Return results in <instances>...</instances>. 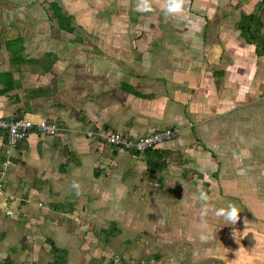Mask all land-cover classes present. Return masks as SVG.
Instances as JSON below:
<instances>
[{"label":"crops","instance_id":"obj_1","mask_svg":"<svg viewBox=\"0 0 264 264\" xmlns=\"http://www.w3.org/2000/svg\"><path fill=\"white\" fill-rule=\"evenodd\" d=\"M100 2L0 0V119L62 129L54 136L31 131L12 155L0 129V215L11 218H0V264H114L115 248L125 263L138 264L131 259L146 255L151 242L175 247L193 240L192 230L206 224L190 220L184 206L175 212L184 194L172 171L188 162L198 168L196 178L216 184L214 193L225 185L216 206H238L235 227L264 217V0H181L180 11L167 15L166 0H150L161 11L151 24L164 23L151 33L129 32V17L114 12L110 30L85 34L98 40L97 49L80 47L77 24H106L94 11ZM111 2L133 8L132 23L143 22L140 0ZM51 3L69 18L64 26ZM252 16L262 26L257 43L240 29ZM165 129L176 136L153 151L175 163L159 171L99 137L107 131L135 139ZM250 230L263 240L250 245L249 264H264V221ZM202 234L190 263L217 257L222 239L211 247Z\"/></svg>","mask_w":264,"mask_h":264},{"label":"rangeland","instance_id":"obj_2","mask_svg":"<svg viewBox=\"0 0 264 264\" xmlns=\"http://www.w3.org/2000/svg\"><path fill=\"white\" fill-rule=\"evenodd\" d=\"M85 1H87V4H84L86 7L91 6L92 4L94 5L99 3V0L98 1L91 0L90 3L88 2V0ZM100 4H102V7L94 8V11L96 12L98 11L100 12V14L102 13L103 19L106 21V24L94 23L93 26H91L92 25L91 23L80 22V24L83 27H85V29L81 28L80 25L77 24V34L80 33L79 35H83V37L77 36L78 37L77 40L79 41L78 45L80 47L83 46L86 48L97 49L95 45L99 43L98 40L94 38V36L85 35V34H88L90 32L92 34H95V36H100L104 34L105 32L104 30L107 29L110 30L111 28H109V26L114 25L112 24L113 23L112 17H114V12L116 14L129 17V21L126 23V25L130 27L129 32H133V33L135 32L138 34L140 33L149 34L152 32L151 27L154 28V24L156 27H159L163 23L162 22V23L151 24V20L155 17L154 15L161 14L159 8L156 7L151 6L150 11H141L138 8L140 11L139 13L140 18L143 16L144 23L138 22V24H134L132 23V19H131L133 13H135L133 8L131 7L113 8L111 0H106V1L101 0ZM66 8L69 11V13H74V10H71V7L66 6ZM18 10L21 13H24L26 11V9H18ZM81 10L84 11V9H77V16H80L81 14L84 13L82 12L80 14ZM86 10L88 11L89 9ZM32 11H34L33 8ZM32 11H31V15H33ZM49 14L52 15L51 8H49ZM161 17L163 16L161 15ZM160 19L163 20L164 18H160ZM116 27L119 26L117 25L115 26V28ZM112 28H114V26ZM125 29L127 30V26H125ZM53 33L56 36L57 30H54ZM111 34L114 35V32H112ZM166 84L168 85L169 83L166 82ZM235 128L237 129V125H235ZM141 156L144 157L143 155ZM164 160L168 164L170 163V165L175 163L173 159L171 161H168L167 157ZM185 165L179 164L176 171L172 170L177 174V176L173 180L174 182H176L177 185L176 189L180 191L182 194H184L183 199L180 197L177 198L176 201L177 209L175 208V212L180 214V209L184 206L191 213L190 220H192L193 217L197 218L198 221H201L203 219L204 220L203 222L206 225L197 227V229L192 230V235L194 239L193 240L192 238L188 240L184 239L185 241L183 242L184 243L183 245H177L175 247H170V246L164 247V245H158L151 242L152 247H150L149 250L146 249L147 250L146 255H143V257L139 259H131V261L134 260L139 261L138 264H196L189 262V260H192V255H193V251L191 250V248L194 246V243L197 240L202 241V236L204 235L202 234V232L206 230V236H208L207 238L210 240L209 243L211 247L215 245V240L217 238H221L222 241L219 243L220 245L213 252L214 254H216L217 256L216 258L215 257L211 258L212 257V253H211L208 259L198 264H225L226 260H230L231 264H249L250 258L252 257L253 259V255H254V253H250L251 250L250 245L253 244L254 242L263 240V237L261 236V232L256 233L255 231L250 230V227L251 225L256 224L258 222H259V226H261L263 224L264 217L254 218L253 216H249V218L252 219L251 222H249L250 223L249 226L242 229L237 228L234 225H225L223 218L217 217L215 215V209L219 208L216 205L221 201V199H223L225 193L228 192L225 189V185L219 183L217 192L214 193L213 189L216 187L215 183L213 182L207 183V180H205V182H202L200 179L196 178L195 176L197 175L195 169L198 168L196 166L194 168L193 165L192 166L189 165V162ZM227 176H228L226 178L227 180L231 182H235L236 177L234 174H229ZM212 179H214L215 181L219 180V174L214 178L212 177ZM212 184H213V188H212ZM244 184L246 183L244 182ZM190 188L192 189L191 192H190ZM209 188L211 190H209ZM201 192H206L208 194L209 196L208 201L205 202L200 199ZM163 195L168 197L173 196V194L171 195L163 194ZM205 205H207V212H204ZM208 205H211V207ZM198 209L200 212L202 210V214L200 212L197 213ZM209 209H211V211H208ZM173 217L174 216H172L171 219H173ZM0 218L3 222L11 221V218L6 216L4 213H1ZM175 218L176 219L180 218V215H176ZM182 218L183 221H185V219L188 218V216L184 215L182 216ZM212 223H214V225H211ZM168 224L169 226H171V220L168 222ZM242 231H246V232H242ZM143 243L149 244L150 242L147 239ZM123 253L120 252L119 249L115 248L114 257L120 256L125 261ZM239 256H240V260H238L237 263L236 259L237 257L239 258Z\"/></svg>","mask_w":264,"mask_h":264},{"label":"built area","instance_id":"obj_3","mask_svg":"<svg viewBox=\"0 0 264 264\" xmlns=\"http://www.w3.org/2000/svg\"><path fill=\"white\" fill-rule=\"evenodd\" d=\"M0 129L7 132V153L12 155V151L21 143L31 131L36 129L42 135L54 136L58 134L62 129L59 125L51 123L48 121H40L39 123H34L32 120L27 118H14V119H0ZM177 134V130L165 129L154 134H149L146 136L138 137L135 139L129 138L122 133H114L102 131L99 134L101 141L107 145L118 146L126 150L133 152L144 153L150 148L157 147L162 143L173 139ZM94 132H90L89 136L93 137ZM11 164V162L5 163ZM1 186V183H0ZM12 213V211H10ZM114 264H127L120 257L116 256L113 259Z\"/></svg>","mask_w":264,"mask_h":264},{"label":"trees","instance_id":"obj_4","mask_svg":"<svg viewBox=\"0 0 264 264\" xmlns=\"http://www.w3.org/2000/svg\"><path fill=\"white\" fill-rule=\"evenodd\" d=\"M51 4L53 5V8L56 9V13L58 15L59 21L61 22V26H64V22L67 21V19L69 18L65 17V15L61 13V9L59 8L57 4H53V3ZM254 18L255 17L252 16L251 19H248V18L245 19L241 23L240 29L243 34L242 36L245 39L253 43H257L262 40V28H261L262 26L260 25L258 26V24L255 25L254 23L258 22V20L254 21L253 20ZM69 25H70V22H69ZM134 153H136L137 155H143L146 158L149 164V167L154 171H159L165 168L166 163L164 159L170 156L168 153H165V151H153V148H150L144 153H140V152H134Z\"/></svg>","mask_w":264,"mask_h":264},{"label":"clouds","instance_id":"obj_5","mask_svg":"<svg viewBox=\"0 0 264 264\" xmlns=\"http://www.w3.org/2000/svg\"><path fill=\"white\" fill-rule=\"evenodd\" d=\"M137 7L141 11H150L151 10L150 0H140ZM180 9H181V0H166V6L164 8L166 15L177 13L180 11ZM74 186L78 187V184L74 183ZM200 199L206 202L209 200V196L206 192H201ZM204 212H207V205H205L204 207ZM215 215L217 217H222L225 225H235L237 221L240 220V209L234 203L229 202L226 207L216 208ZM225 264H231V261L226 260Z\"/></svg>","mask_w":264,"mask_h":264}]
</instances>
